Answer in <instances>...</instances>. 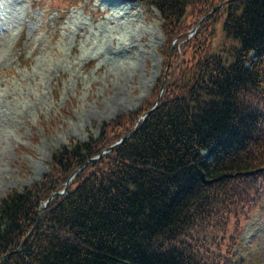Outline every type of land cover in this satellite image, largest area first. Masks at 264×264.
<instances>
[{
    "label": "trees",
    "instance_id": "obj_1",
    "mask_svg": "<svg viewBox=\"0 0 264 264\" xmlns=\"http://www.w3.org/2000/svg\"><path fill=\"white\" fill-rule=\"evenodd\" d=\"M138 1L162 14L164 57L182 60L159 107L103 158L86 164L155 101L104 123L98 139L55 150L41 180L10 190L0 201V264H235L223 250L227 227L264 203V0L211 16L225 0Z\"/></svg>",
    "mask_w": 264,
    "mask_h": 264
},
{
    "label": "clouds",
    "instance_id": "obj_2",
    "mask_svg": "<svg viewBox=\"0 0 264 264\" xmlns=\"http://www.w3.org/2000/svg\"><path fill=\"white\" fill-rule=\"evenodd\" d=\"M107 2L0 0V157L9 183L20 179L21 169L13 163L18 155L23 172L36 176L51 150L70 143L96 114L136 99L142 87L140 45L161 34L149 18L110 9ZM65 104L64 122L47 135L37 134L41 121L58 115ZM146 118L136 122V130ZM132 135L113 143L111 151ZM86 164L71 174L69 187ZM65 187L61 195L69 190Z\"/></svg>",
    "mask_w": 264,
    "mask_h": 264
},
{
    "label": "rangeland",
    "instance_id": "obj_3",
    "mask_svg": "<svg viewBox=\"0 0 264 264\" xmlns=\"http://www.w3.org/2000/svg\"><path fill=\"white\" fill-rule=\"evenodd\" d=\"M91 3L92 0H59L60 3L67 6L71 3ZM141 2H138V0H135V2L130 3L128 0H108L107 7L110 9L115 10H122L126 13H139L141 16L149 18L157 27L156 31L158 34L157 39L153 40L148 46H145L143 43L140 45V55L142 58V64L139 72L138 79L142 83V87L140 89L136 90V99L130 103V106H122L118 107L114 110H109L105 112H101L95 115V117L91 120L89 125L86 129L82 130L81 134L76 135L72 138L71 142L73 141H82L86 142L89 139H98L102 134V126L106 122H111L123 115H131L133 118L136 117L135 113L139 111V109L147 108L150 105L153 104L154 101H156L160 86L162 82V73L163 77L167 81L169 70L171 64H178L180 63L181 57L178 56L176 61L172 60V50L171 55H169L167 58L164 57L168 55L169 47L166 44L167 38L161 29V25L163 23L162 14L152 8L149 9L144 5L140 4ZM101 4L103 5V0H101ZM150 10L149 13H147ZM204 20V17L202 18ZM198 26H193L190 29V35L192 36L195 31H197ZM179 42L176 40H173L172 44L173 46H177ZM179 48V45H178ZM179 50V49H177ZM167 63V64H166ZM166 65V66H165ZM186 67V66H185ZM143 92V95H140V92ZM68 114V105L65 104V106L61 109L60 113L58 115H53L48 119H44L41 121L40 125L38 126V133L39 135H47L51 133L54 129L59 127L64 122V117H66ZM140 118H137L136 122H138ZM69 144V143H63L60 145L57 149H60L62 146ZM55 150H51V153L49 157L47 158L45 165L43 166L42 170L39 172L38 175L33 176L31 174H27L23 172V166H22V156H17V159L13 162L16 167L21 169V175L20 179L15 182L14 184L9 183L5 179V162L2 157H0V201L5 197V195L12 189H17L25 186H30L34 184V182H37L41 180V178L49 172L51 165H52V157L53 152ZM19 152H23L24 150L21 148L18 150ZM103 158V157H102ZM264 204H262L259 209H255L254 213L258 210L264 215ZM263 226L262 229H264V222L261 223ZM245 229L244 236H247V238L255 237V230L251 228ZM237 228V225L235 226V230ZM264 232V230H263ZM264 235V234H263ZM262 244V235L258 238L256 242V247L253 249L252 246L249 247L250 253H257L255 254V257L259 261V264H264V250L259 245ZM263 250V253H262Z\"/></svg>",
    "mask_w": 264,
    "mask_h": 264
},
{
    "label": "water",
    "instance_id": "obj_4",
    "mask_svg": "<svg viewBox=\"0 0 264 264\" xmlns=\"http://www.w3.org/2000/svg\"><path fill=\"white\" fill-rule=\"evenodd\" d=\"M223 5H224V4H222V5L219 6V7H222ZM164 81H165V79H164ZM163 87H164V83H163L162 86H161L160 94H159V96H158V100H157L156 106H155L154 108H152L150 111H148V112L145 114V117L148 116L150 113H152V112L157 108V106H158V104H159V102H160V99H161V93L163 92ZM135 131H136V129H135ZM125 139H126V138H124L123 140H125ZM113 147H114V146L109 147L106 151H111V150L113 149ZM106 151H105V152H106ZM105 152H103V153L101 154V156H103V155L105 154ZM92 160H93V159H92ZM73 175H74V174H73ZM73 175H72L71 178L69 179V182L67 183L64 192H66V191L68 190L69 185H70V181H71ZM55 195H57V193L53 194V195H52V198H53ZM52 198H51V199H52ZM51 199L47 202V204L51 201ZM35 227H36V226H35ZM35 227H34V229H35ZM34 229H32L31 232L26 236V238H25V240L23 241V243H22L21 246L24 245V243L26 242V240H27L28 237L31 235V233L33 232ZM0 261H1V260H0Z\"/></svg>",
    "mask_w": 264,
    "mask_h": 264
}]
</instances>
